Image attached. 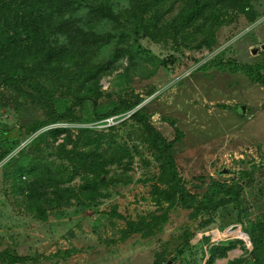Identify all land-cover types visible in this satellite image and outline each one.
Instances as JSON below:
<instances>
[{"label": "rangeland", "instance_id": "rangeland-1", "mask_svg": "<svg viewBox=\"0 0 264 264\" xmlns=\"http://www.w3.org/2000/svg\"><path fill=\"white\" fill-rule=\"evenodd\" d=\"M97 1L106 2L118 21L95 16L89 6L71 14L74 26L84 32L114 36L110 43L94 49V63L106 61L116 46L123 45L117 41L119 34L130 33L133 43L131 28L126 23L131 0ZM185 1L166 0L161 6L164 13L159 24L165 29L163 37L158 41L141 38L139 44H134L132 58H119L98 80L97 92L92 94L99 104L98 112L108 110L120 98L139 97L141 101L133 110L93 120V110L86 102L76 111L80 121L59 124L73 132L82 127L110 132L131 154L127 172L130 181L111 186L108 196L98 204L72 199L69 204L47 209L45 220L36 218L32 204L15 191L14 182L5 173V164L20 149L28 148L35 136L20 135L17 129L43 118V113L0 83V132H9L20 142L0 161V252L30 257L15 264H104L102 256L108 254L117 258L114 264H134L137 253L139 264H205L210 245L234 239L241 242L212 264H227L239 256L250 261L248 251L252 245L244 228L264 211V84L249 80L241 72L221 70L211 60L264 64V0H252L258 12L252 23L242 14L231 13L216 30L212 48L200 42L202 18L186 29L185 37L170 30V21L185 7ZM50 41L52 45L67 43L65 35L60 34L50 36ZM261 71L264 74V69ZM41 80L56 97L62 93L70 102L69 92L74 84L68 78L57 82L42 76ZM49 80L54 81L50 86ZM135 111L168 139L175 138L174 128L181 132L174 142L173 154L190 192L200 196L216 180L231 184L239 180L244 170L254 171L252 185L244 188L238 201L220 207L212 215L213 222L207 225L206 214L194 218L190 209L175 206L153 235L143 237L135 233L121 240L127 221L158 210L150 197L157 163L138 122L130 118ZM4 141L1 140L0 151L10 146H3ZM60 141L61 137L56 142H42L43 155L51 158ZM108 168V175L120 172L115 165ZM23 181L28 183L30 179ZM78 181L75 178L74 182ZM0 264L8 263L0 259Z\"/></svg>", "mask_w": 264, "mask_h": 264}, {"label": "trees", "instance_id": "trees-1", "mask_svg": "<svg viewBox=\"0 0 264 264\" xmlns=\"http://www.w3.org/2000/svg\"><path fill=\"white\" fill-rule=\"evenodd\" d=\"M95 1V3L93 2ZM166 0H131L132 5L126 18L130 33L119 34L123 43L116 46L109 59L103 62L92 61L93 51L102 44H108L114 38L112 33L96 34L84 32L74 26L71 14L82 6H89L95 16L118 21L111 7L97 0H0V83L13 90L17 97L26 103L38 106L43 118H37L26 126L17 129L20 135H35L28 148L20 149L5 164V173L14 182L15 191L24 195L25 201L32 207L36 218L45 220L46 210L71 203L72 199L82 203L98 204L108 196L111 186L130 181L132 157L126 146L116 141L112 133L96 131L82 127L73 132L60 123L80 121L76 113L89 102L93 110V120L110 115L130 112L141 101L123 97L106 111H97L98 102L93 93L97 92L100 77L109 71L119 58L133 57L134 44L148 37L158 41L165 33L160 28L163 16L161 6ZM242 14L252 23L258 16L252 0H186L185 7L170 21L172 33L187 34L186 29L202 18L203 36L201 43L212 48L215 32L227 21L231 14ZM65 35L66 44L52 45L50 36ZM211 64L221 70L241 72L249 80L264 84V64L238 63L235 60H211ZM42 76L52 77L61 82L68 78L74 87L70 102L59 93L56 97L48 88ZM54 81L48 82L50 86ZM85 89V91L81 90ZM130 118L138 122L144 142L157 163L158 173L151 184V201L157 212L127 221L121 230L120 239L139 233L143 237L153 235L167 221L169 210L181 206L191 210V217L206 214L207 225L213 222V214L222 206L238 201L246 186L252 185L254 171L244 170L239 180L231 184L213 181L200 196L190 192L180 176L173 154L174 142L181 132L174 128L175 138L168 139L149 120L138 111ZM46 128L42 133L41 129ZM112 129V128H111ZM52 157L43 155L42 142L48 139L56 142ZM5 139L0 151V161L20 144L9 132H0ZM115 165L120 172L108 175L109 166ZM78 178V182H74ZM24 179H30L25 183ZM252 248L248 251L250 261L239 256L227 261V264H264V211L248 221L244 228ZM207 241V238H204ZM239 239L212 244L208 248L209 256L205 264H212L216 258L225 257L227 251L234 248ZM66 254H63L65 257ZM0 259L8 264L23 263L30 259L28 255L0 252Z\"/></svg>", "mask_w": 264, "mask_h": 264}, {"label": "crops", "instance_id": "crops-1", "mask_svg": "<svg viewBox=\"0 0 264 264\" xmlns=\"http://www.w3.org/2000/svg\"><path fill=\"white\" fill-rule=\"evenodd\" d=\"M138 257H140L138 255V253L134 255V258H136V262L134 264H139V261L137 260ZM102 259L104 261V264H107L108 262H109L108 264H114L117 261V258L115 256L110 255V254L102 256Z\"/></svg>", "mask_w": 264, "mask_h": 264}, {"label": "water", "instance_id": "water-1", "mask_svg": "<svg viewBox=\"0 0 264 264\" xmlns=\"http://www.w3.org/2000/svg\"><path fill=\"white\" fill-rule=\"evenodd\" d=\"M240 110H241V112L243 113L244 112V106H240ZM244 234H245V236L248 238V236H247V234L244 232ZM249 239V238H248ZM251 250V249H250Z\"/></svg>", "mask_w": 264, "mask_h": 264}, {"label": "built area", "instance_id": "built-area-1", "mask_svg": "<svg viewBox=\"0 0 264 264\" xmlns=\"http://www.w3.org/2000/svg\"><path fill=\"white\" fill-rule=\"evenodd\" d=\"M108 121H109V122L112 121V118H110Z\"/></svg>", "mask_w": 264, "mask_h": 264}, {"label": "bare ground", "instance_id": "bare-ground-1", "mask_svg": "<svg viewBox=\"0 0 264 264\" xmlns=\"http://www.w3.org/2000/svg\"><path fill=\"white\" fill-rule=\"evenodd\" d=\"M238 226H234V228H237Z\"/></svg>", "mask_w": 264, "mask_h": 264}]
</instances>
